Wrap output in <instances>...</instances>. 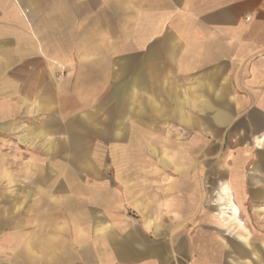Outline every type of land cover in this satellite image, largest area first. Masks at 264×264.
<instances>
[{"label": "crops", "instance_id": "0c3cea01", "mask_svg": "<svg viewBox=\"0 0 264 264\" xmlns=\"http://www.w3.org/2000/svg\"><path fill=\"white\" fill-rule=\"evenodd\" d=\"M0 24L48 41H135L140 61L162 59L180 79L195 140L218 136L217 152L187 155L198 160L171 167L161 190L135 187L130 214L71 198L59 213L40 197L34 214L12 215L0 198V264H264L248 240L264 237V0H0ZM226 192L238 209L227 227Z\"/></svg>", "mask_w": 264, "mask_h": 264}, {"label": "rangeland", "instance_id": "374dc122", "mask_svg": "<svg viewBox=\"0 0 264 264\" xmlns=\"http://www.w3.org/2000/svg\"><path fill=\"white\" fill-rule=\"evenodd\" d=\"M43 32L0 27V198L10 214H34L40 197L59 213L71 198L76 210L104 203L116 213L118 203L130 214L135 187L161 190L171 167L198 160L187 155L217 152L218 136L197 141L185 124L198 111L180 109L169 63L140 61L135 41H48ZM40 183L53 189L41 195ZM248 240L264 251V237Z\"/></svg>", "mask_w": 264, "mask_h": 264}, {"label": "bare ground", "instance_id": "6f19581e", "mask_svg": "<svg viewBox=\"0 0 264 264\" xmlns=\"http://www.w3.org/2000/svg\"><path fill=\"white\" fill-rule=\"evenodd\" d=\"M226 211H223L219 216L224 224L225 227H227L230 223L233 221L238 222V209L236 205L233 204L231 201L230 194L226 192Z\"/></svg>", "mask_w": 264, "mask_h": 264}]
</instances>
